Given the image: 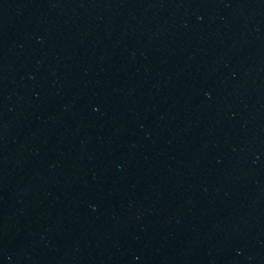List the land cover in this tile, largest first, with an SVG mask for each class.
<instances>
[{"label": "water", "instance_id": "95a60500", "mask_svg": "<svg viewBox=\"0 0 264 264\" xmlns=\"http://www.w3.org/2000/svg\"><path fill=\"white\" fill-rule=\"evenodd\" d=\"M198 264H264V0H183Z\"/></svg>", "mask_w": 264, "mask_h": 264}]
</instances>
